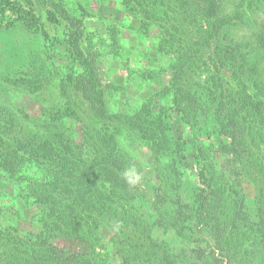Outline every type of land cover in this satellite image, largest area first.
<instances>
[{
	"label": "rangeland",
	"instance_id": "1",
	"mask_svg": "<svg viewBox=\"0 0 264 264\" xmlns=\"http://www.w3.org/2000/svg\"><path fill=\"white\" fill-rule=\"evenodd\" d=\"M197 2L0 0L3 123L20 110L70 172L0 171V264L47 246L83 264H264L231 227V211L264 224V0H201L199 17ZM38 181L75 219L47 218Z\"/></svg>",
	"mask_w": 264,
	"mask_h": 264
},
{
	"label": "trees",
	"instance_id": "2",
	"mask_svg": "<svg viewBox=\"0 0 264 264\" xmlns=\"http://www.w3.org/2000/svg\"><path fill=\"white\" fill-rule=\"evenodd\" d=\"M200 1L201 0H198L196 4V10H198L196 17H199V14L203 12ZM209 6L210 8H213L214 3ZM204 23L209 24V21H204ZM207 39L210 40V37H207ZM229 57L230 56H227V58ZM11 111L13 112V110ZM14 114L16 116L14 122L8 121V123H3V120H5L8 117L4 113V111L0 109V158L3 159V163L1 162L0 159V171L6 173L10 178H17V177L21 178L25 174L28 167L36 166L39 167L38 169L41 170L40 173H42V176H40V178L44 177L45 178L44 181H45L47 180L46 178L49 171L48 169L51 168V166L53 165L52 163L55 162L57 167L60 169V172L61 170H64L65 173V175L63 176L65 177L64 181L69 180L70 172L68 174V172H66L65 170V166H63L60 163L63 160L60 161L58 159L56 160L53 159L54 155H52L51 154L52 152L46 148V146L48 145V143H46L47 139L40 136L39 131L34 126L30 127L31 125L26 123L27 117L24 113L20 112V110H16ZM29 127L31 130L28 129ZM3 145H7L5 150L3 149ZM170 145L173 147V150L176 151L178 154L177 156L178 159L176 160L181 162L182 158L179 157V154L183 152L182 145L177 140H171ZM11 147L15 148L16 151L13 150ZM21 149H23V151L29 150V152H24V154H26L28 158L24 159L23 154H21L20 156L18 155ZM39 150L41 151V153H37ZM32 154L34 155L33 158H31ZM12 159L16 160V162L8 163ZM75 163L77 164L80 162L78 160L77 161L75 160ZM78 171H83L84 173L81 172L83 175L84 174L87 175L89 173L83 167H79L78 169H75L74 173L76 174ZM18 173L20 174L18 175ZM110 183H111L109 184L110 186L111 185L120 186L119 179L114 176L113 178H111ZM35 185L37 186L33 191L35 204L36 206L41 205V208H43L45 205H48L44 207V209L46 210L47 218L54 220H61V219L67 220L69 218V215L71 214V217L75 219V216L77 215V213H74L76 208L73 209L69 206L62 205V207L58 209L59 211L56 209L53 212V209H51V204L49 205L52 199L48 196V192L52 190L51 186H49L46 182L43 183L41 181L40 183L39 181L35 182ZM67 188H68V184L65 183L64 190H67ZM78 190L81 189L79 188ZM105 194L106 193H104V196ZM64 197H65V193H64ZM87 199L89 200L85 201V205L78 210L79 214H82V211L84 210L88 211L89 208L91 209L93 208L91 204L87 205V203H89L92 199L90 197H87ZM62 200L63 198L60 201L62 202ZM102 205L103 203L101 202V206ZM242 205H244V198L242 200ZM187 208L190 207H188L187 204H185L179 206V208L177 209L178 210L177 218L178 217L182 218L183 222H184L183 218H185V221L195 219V215L192 213L193 210L189 211L185 215L181 213V210H184L185 212ZM231 220L234 222L233 225L231 224V227L236 228L237 230H242V234L246 240L249 239V241H252L255 244L264 246V227H263L264 224L261 221L257 222V219H250L243 211L242 212L236 211L235 213L231 211ZM184 227L187 229V224H185ZM174 230L176 229L174 228ZM43 254L46 257H41L42 259H36L32 261L31 264H83L84 263L82 256L77 254L60 253L59 251L52 249L50 246H47V249L45 248L43 250Z\"/></svg>",
	"mask_w": 264,
	"mask_h": 264
},
{
	"label": "clouds",
	"instance_id": "3",
	"mask_svg": "<svg viewBox=\"0 0 264 264\" xmlns=\"http://www.w3.org/2000/svg\"><path fill=\"white\" fill-rule=\"evenodd\" d=\"M137 179H139V177H137Z\"/></svg>",
	"mask_w": 264,
	"mask_h": 264
}]
</instances>
